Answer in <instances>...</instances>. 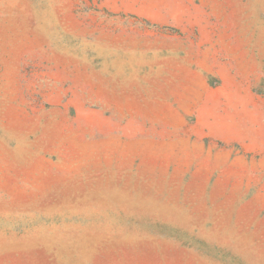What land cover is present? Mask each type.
<instances>
[{"label": "rangeland", "instance_id": "374dc122", "mask_svg": "<svg viewBox=\"0 0 264 264\" xmlns=\"http://www.w3.org/2000/svg\"><path fill=\"white\" fill-rule=\"evenodd\" d=\"M0 264H264V0H0Z\"/></svg>", "mask_w": 264, "mask_h": 264}]
</instances>
